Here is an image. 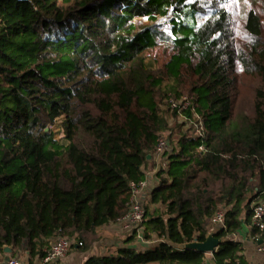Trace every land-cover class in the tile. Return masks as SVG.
<instances>
[{
    "label": "trees",
    "instance_id": "1",
    "mask_svg": "<svg viewBox=\"0 0 264 264\" xmlns=\"http://www.w3.org/2000/svg\"><path fill=\"white\" fill-rule=\"evenodd\" d=\"M244 1L238 16L231 0H0L1 254L34 264L62 236L90 250L129 211L166 137L168 168L145 201L150 245L84 264H208L179 246L212 230L229 239L214 264H249L232 236L250 227L262 240L252 206L264 200V0ZM157 50L171 55L162 67ZM241 78L254 81L244 111ZM184 96L192 108L171 112ZM194 113L203 135L178 119ZM220 209L225 227H214Z\"/></svg>",
    "mask_w": 264,
    "mask_h": 264
},
{
    "label": "built area",
    "instance_id": "2",
    "mask_svg": "<svg viewBox=\"0 0 264 264\" xmlns=\"http://www.w3.org/2000/svg\"><path fill=\"white\" fill-rule=\"evenodd\" d=\"M192 106L191 100L188 97L181 99H170V111H177L183 115L186 110ZM187 127L194 126L197 133L204 134L205 125L201 116L194 113L193 119H185ZM173 148L166 137H159L156 142L154 151V166L146 169L145 178L139 182L132 183V197L130 201L129 211L119 218L116 227H119L123 232L131 233L136 230L139 237L142 238L143 223L146 217L145 201L151 191L160 183L159 173L163 169L168 168V157L172 154ZM252 226L256 227L262 235L263 243L259 246V251L264 253V200L256 202L252 206ZM226 213L223 209L218 210L212 220V226L225 227ZM79 245L74 238L59 237L52 241L45 249V256L41 259V264H51L64 259L73 249L74 246ZM82 245V244H80ZM28 256L27 252H24ZM5 264H25L21 258H10Z\"/></svg>",
    "mask_w": 264,
    "mask_h": 264
},
{
    "label": "crops",
    "instance_id": "3",
    "mask_svg": "<svg viewBox=\"0 0 264 264\" xmlns=\"http://www.w3.org/2000/svg\"><path fill=\"white\" fill-rule=\"evenodd\" d=\"M148 169H150V167H148ZM96 236L98 240L90 250L82 252L78 245H76L64 259L51 264H84L90 257L117 254L119 249L126 246L145 250L148 245H150V243L143 241L141 237H138L132 244H128L126 240H128L129 235L123 232L119 227H116L115 224L97 230ZM232 239L244 244L246 248L244 256L249 264H264V253L259 251V246L262 244L261 241H263V239L260 240L258 244H255V239L250 235V227H244L238 234L232 236ZM19 255L20 254H18V256ZM8 257L10 258L8 254L0 253V264H5ZM21 257L25 264H29L28 256L23 253ZM207 259L208 264H214L211 254H207ZM34 264H41V259H35Z\"/></svg>",
    "mask_w": 264,
    "mask_h": 264
},
{
    "label": "rangeland",
    "instance_id": "4",
    "mask_svg": "<svg viewBox=\"0 0 264 264\" xmlns=\"http://www.w3.org/2000/svg\"><path fill=\"white\" fill-rule=\"evenodd\" d=\"M244 6H245V1L244 0H231V5L230 7H232V10L234 12V14H237L238 16H242L244 13ZM264 23V20H263ZM170 56L166 53H163L161 50H157L155 51V53L151 56V59L157 60L156 64L158 67H162L163 65H165L169 60H170ZM242 86L240 88V96L238 99V106L240 109H242V111L247 110V108L251 105V102L253 100V87H254V81H248L245 80L244 78H241L240 80ZM187 97V96H184ZM189 98V97H188ZM190 99V98H189ZM172 113L170 112V120H169V124L172 125L173 120L175 119V115H171ZM179 121L181 123L184 124V128L185 130L187 129V126L185 125V121L183 118H178ZM61 122L58 121L57 124L53 127H51V130L54 132V137L57 140H61L64 137L63 131L60 127ZM168 134V133H166ZM153 166H150V168H152ZM165 176L168 177L169 176V171H167L165 173ZM149 199V197H148ZM111 225V224H110ZM110 225L106 226L109 227ZM139 236V235H138ZM56 241V240H55ZM127 241V240H126ZM54 242V241H53ZM82 252H86V251H82ZM24 257V256H22ZM21 255L17 256V257H13V258H21Z\"/></svg>",
    "mask_w": 264,
    "mask_h": 264
},
{
    "label": "water",
    "instance_id": "5",
    "mask_svg": "<svg viewBox=\"0 0 264 264\" xmlns=\"http://www.w3.org/2000/svg\"><path fill=\"white\" fill-rule=\"evenodd\" d=\"M149 159L152 158V156L148 157ZM229 239L226 237L223 238H217L216 237V232L214 230L210 231L205 238V241L203 242H199V241H194L191 243H185L179 246L180 250H194L200 253H204V254H211L213 255L214 253L217 252L218 248L224 244L225 242H227ZM263 243V241H261ZM13 249L12 247H4V253L5 254H12ZM10 258L8 257L7 260H9Z\"/></svg>",
    "mask_w": 264,
    "mask_h": 264
}]
</instances>
